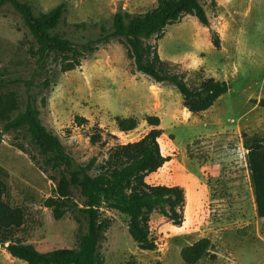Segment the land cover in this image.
Segmentation results:
<instances>
[{"label":"rangeland","instance_id":"obj_1","mask_svg":"<svg viewBox=\"0 0 264 264\" xmlns=\"http://www.w3.org/2000/svg\"><path fill=\"white\" fill-rule=\"evenodd\" d=\"M18 1L32 4L37 15L65 4L56 32L76 47L109 36L117 13L144 15L158 5V0ZM206 10L208 27L188 16L159 43L162 60L190 85L212 78L227 82L234 93L194 115L173 86L137 72L118 40L98 44L81 67L62 73L61 56L42 60L21 15L0 2V175L6 202L26 213L20 237L27 244L40 253L75 249L87 230L78 212L55 219L45 203L56 198L59 172L45 164L26 128L6 130L36 103L43 125L80 164L102 162L115 145L163 131L159 143L171 160L147 182L186 189L185 222L175 227L155 213L150 227L157 250L143 251L129 234L128 218L103 206L102 219L112 220L100 250L106 264H185L181 251L204 238L213 248L198 264H264V218L248 166L250 146L264 143V0H207ZM216 35L221 49L213 44ZM47 79L53 82L49 91L42 87ZM97 134L106 144H92ZM75 200L82 207L79 193ZM0 264L27 263L0 247Z\"/></svg>","mask_w":264,"mask_h":264},{"label":"trees","instance_id":"obj_2","mask_svg":"<svg viewBox=\"0 0 264 264\" xmlns=\"http://www.w3.org/2000/svg\"><path fill=\"white\" fill-rule=\"evenodd\" d=\"M206 1L158 0L157 7L144 15L117 13L113 20V32L109 36L96 43L76 47L56 32L66 13L65 4L37 15L28 2L0 0L2 4H10L21 15L39 46L38 54L42 60L53 54L61 56L62 73L81 67L82 60L98 50V44L118 40L126 48L137 72L147 75L157 84L173 86L181 94L184 107L194 115L213 108L230 92V85L212 78L202 81L199 86L190 85L183 73L172 72L162 60L159 43L166 37L169 27L180 24L188 16L195 17L202 26L208 27L210 19ZM213 44L221 49L218 35L213 38ZM52 85L53 82L47 79L42 87L49 91ZM42 103L47 106V96L42 98ZM25 128L45 164L59 172L56 198L46 201L45 206L53 209L56 220H62L70 212L80 213L87 220V230L80 236L75 249L38 252L20 237L26 226V213L6 202V186L0 175V247L13 258L27 264H106L100 250L112 220L102 219L103 206L128 218L129 234L143 251L157 250L150 227L155 213L175 227L183 226L186 189L181 186H154L147 182L151 175L171 160L161 150L159 140L162 130L150 131L139 142L115 145L102 162L93 158L87 164H80L67 153L59 137L43 125L41 110L36 103L29 105L25 112L19 113L6 125V130ZM91 142L95 146L106 144L101 134L93 135ZM248 166L254 181L258 215L264 218V143L250 146ZM76 193L84 200L82 207L75 200ZM212 248L211 240L204 238L185 247L181 257L185 264H198L210 256Z\"/></svg>","mask_w":264,"mask_h":264},{"label":"crops","instance_id":"obj_3","mask_svg":"<svg viewBox=\"0 0 264 264\" xmlns=\"http://www.w3.org/2000/svg\"><path fill=\"white\" fill-rule=\"evenodd\" d=\"M167 38H168V36H167V34H166V37H165L163 40H161L160 43H161L162 41L167 40ZM156 84H157V83H156ZM157 85H161V84H157ZM231 95H234V93H228V94H227V96H231ZM222 98H223V97H222ZM222 98H221V99H222ZM224 98H225V97H224ZM221 99H220V100H221ZM181 101H183V100H181Z\"/></svg>","mask_w":264,"mask_h":264},{"label":"water","instance_id":"obj_4","mask_svg":"<svg viewBox=\"0 0 264 264\" xmlns=\"http://www.w3.org/2000/svg\"><path fill=\"white\" fill-rule=\"evenodd\" d=\"M189 111V110H188ZM190 112V111H189Z\"/></svg>","mask_w":264,"mask_h":264}]
</instances>
